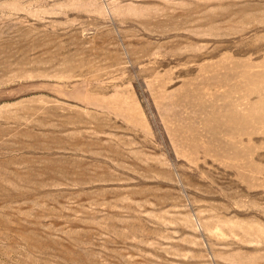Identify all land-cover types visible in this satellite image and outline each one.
<instances>
[{"label":"rangeland","instance_id":"obj_1","mask_svg":"<svg viewBox=\"0 0 264 264\" xmlns=\"http://www.w3.org/2000/svg\"><path fill=\"white\" fill-rule=\"evenodd\" d=\"M0 264H264V0H0Z\"/></svg>","mask_w":264,"mask_h":264}]
</instances>
